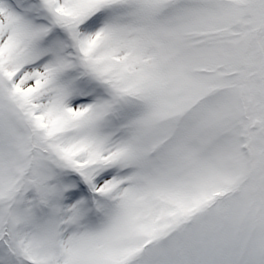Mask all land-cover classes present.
I'll return each instance as SVG.
<instances>
[{
    "label": "snow or ice",
    "instance_id": "snow-or-ice-1",
    "mask_svg": "<svg viewBox=\"0 0 264 264\" xmlns=\"http://www.w3.org/2000/svg\"><path fill=\"white\" fill-rule=\"evenodd\" d=\"M0 264H264V0H0Z\"/></svg>",
    "mask_w": 264,
    "mask_h": 264
}]
</instances>
